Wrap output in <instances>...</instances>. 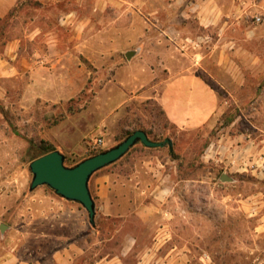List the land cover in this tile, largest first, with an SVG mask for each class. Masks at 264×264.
<instances>
[{
  "label": "rangeland",
  "instance_id": "obj_1",
  "mask_svg": "<svg viewBox=\"0 0 264 264\" xmlns=\"http://www.w3.org/2000/svg\"><path fill=\"white\" fill-rule=\"evenodd\" d=\"M115 1L121 2L28 0L11 19L0 18V226H9L4 234L0 229V264L5 257L10 264L23 258L30 264H59L56 257L62 264H92L96 246L91 253L72 257V262L59 254L69 241L33 240V219L54 217L55 210H61L46 201L52 194L49 187L30 191V164L42 154L41 147L52 144L65 155L66 166L74 167L85 157L116 147L138 129L155 141L169 140L163 148L171 146L180 157L175 161L185 182L171 199L172 212L180 218L186 263L264 264V180L248 174L230 186L205 159L226 117L238 118L231 132L252 134L256 132L252 124L264 130V92L250 97L259 99L262 108L229 110L209 135L201 131L179 135L155 97L137 100L130 89L131 77L126 76L125 88L117 78L127 64L126 53L134 49L137 32L129 31V24L144 25L146 18L130 12L129 0L121 2L123 6ZM115 23H120V30ZM259 84L264 88V81ZM98 139L104 144L93 150ZM138 150L146 152L138 143L108 169L122 167L125 175L130 174ZM243 198L262 202L261 210L244 211ZM51 219H44L42 227L55 221ZM74 221L68 231L82 232V224ZM107 248L114 253L113 245Z\"/></svg>",
  "mask_w": 264,
  "mask_h": 264
},
{
  "label": "crops",
  "instance_id": "obj_2",
  "mask_svg": "<svg viewBox=\"0 0 264 264\" xmlns=\"http://www.w3.org/2000/svg\"><path fill=\"white\" fill-rule=\"evenodd\" d=\"M19 1L0 0V18ZM129 1L130 12L146 20L141 26L137 22L129 24V31L137 32L131 44L134 49L129 51L134 55L121 66L117 78L125 88L126 76L131 77L130 89L137 100L155 97L179 135L193 131L209 135L223 123L229 110L244 113L262 108L259 99L250 97L264 92L258 87L264 81V22H254L257 15L264 18V0ZM120 3L116 2L123 6ZM115 24L120 30V23ZM139 32L144 34L139 36ZM237 123L235 118L223 126L205 157L221 171L220 181L224 175L233 179L230 186L248 174L264 180V130L252 124L256 130L252 134L244 130L231 132ZM143 148L146 152L138 150L130 174L125 175L122 167H106L91 178L89 186L96 204L94 227L79 203L51 191L46 201L61 211L55 210L54 217L50 215L55 221L49 226L42 227L44 219H49L46 214L33 219V240L69 241L59 254L71 260L91 253L96 246L92 264H187L186 244L178 229L180 218L172 212L175 201L171 199L175 189L185 182L179 178L180 164L171 158V146ZM241 202L242 209L249 213L262 208L258 200L243 198ZM74 218L82 224V232L68 231L73 229ZM8 228L1 225L2 234ZM109 245L115 247L114 253L106 251ZM18 263L30 264V260L16 259L11 264ZM1 264L10 261L5 257Z\"/></svg>",
  "mask_w": 264,
  "mask_h": 264
},
{
  "label": "water",
  "instance_id": "obj_3",
  "mask_svg": "<svg viewBox=\"0 0 264 264\" xmlns=\"http://www.w3.org/2000/svg\"><path fill=\"white\" fill-rule=\"evenodd\" d=\"M134 52H129L127 58L131 59ZM138 143L149 149L162 148L170 145V141L153 142L146 132L135 131L123 142L110 150L90 157L74 167L66 166V157L60 151H54L34 160L30 164L33 175L30 191L47 186L55 194L67 201L79 203L88 213L91 225H95L96 204L90 190L91 178L102 169L109 167L123 157ZM222 182H233L227 175L221 178ZM5 226L2 227L4 231Z\"/></svg>",
  "mask_w": 264,
  "mask_h": 264
},
{
  "label": "trees",
  "instance_id": "obj_4",
  "mask_svg": "<svg viewBox=\"0 0 264 264\" xmlns=\"http://www.w3.org/2000/svg\"><path fill=\"white\" fill-rule=\"evenodd\" d=\"M26 2H28V0H23V1H20L19 3H18V5L7 15V16H5V21L7 20V19H11L12 17V15L13 14H15V13H18L21 9H22V6H23V4H26ZM1 20V19H0ZM235 120V116H231V117H229V118H227L226 117V121H225V123H224V125L223 126H228L231 122H233ZM138 130H141V129H138ZM144 132H146L145 130H143ZM214 132V131H213ZM133 132H130V133H127V135H126V137H128V136H130L131 134H132ZM147 133V135L150 137V135H149V133L148 132H146ZM156 142H159V141H156ZM41 150H42V154H40L38 157H36V158H34L32 161H34V160H36V159H38V158H40V157H43V156H45V155H47V154H50V153H52V152H54V151H56V149L54 148V146L52 145V144H47L46 146H43V147H41ZM133 150V148L128 152V154L126 155V156H128L130 153H131V151ZM101 153V152H100ZM170 154H171V157L173 158V160H180V157L178 156V155H175V152H174V150L173 149H171L170 150ZM94 155H96V154H94ZM94 155H90V156H88V157H85V158H83L82 160H80V161H78V162H76L75 163V165H77V164H79L80 162H82L83 160H85V159H87V158H90L91 156H94ZM125 156V157H126ZM66 162H67V160H66ZM182 163V162H181ZM74 165V166H75ZM115 165V164H114ZM51 190V189H50ZM53 191V190H52ZM54 192V191H53ZM93 227H94V225H92Z\"/></svg>",
  "mask_w": 264,
  "mask_h": 264
},
{
  "label": "built area",
  "instance_id": "obj_5",
  "mask_svg": "<svg viewBox=\"0 0 264 264\" xmlns=\"http://www.w3.org/2000/svg\"><path fill=\"white\" fill-rule=\"evenodd\" d=\"M254 22H255L256 24H262V23L264 22V18H263L262 16L257 15V16L254 17ZM103 144H104L103 139H98V140L95 141V143L92 145V148H93V150H94V149H99L100 147L103 146ZM90 146H91V145H90Z\"/></svg>",
  "mask_w": 264,
  "mask_h": 264
}]
</instances>
